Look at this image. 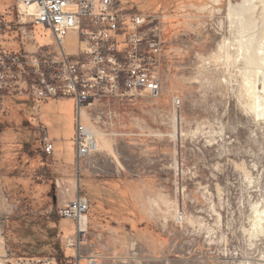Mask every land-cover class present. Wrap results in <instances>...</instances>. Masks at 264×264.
<instances>
[{
  "label": "rangeland",
  "instance_id": "1",
  "mask_svg": "<svg viewBox=\"0 0 264 264\" xmlns=\"http://www.w3.org/2000/svg\"><path fill=\"white\" fill-rule=\"evenodd\" d=\"M241 2L114 1L124 14H141L159 28L161 92L156 99L100 100L88 108L102 150L82 163L78 176L73 99L36 109L28 78L0 62L6 76L5 85L0 79L6 92L0 168L17 173L11 213L0 218V264H86L65 248L73 224L57 215L74 183L88 200L82 257L98 256L101 264H264V116L251 111V77L234 53L237 29L246 25L229 17ZM26 28L39 45L51 44L47 29ZM263 30L257 20L249 33L255 39ZM23 48L47 51L22 38L13 1L0 0V56ZM75 49L70 33L65 51ZM36 117L53 146L45 162ZM44 163L53 166L51 177H36ZM55 180L70 193L56 190Z\"/></svg>",
  "mask_w": 264,
  "mask_h": 264
},
{
  "label": "built area",
  "instance_id": "2",
  "mask_svg": "<svg viewBox=\"0 0 264 264\" xmlns=\"http://www.w3.org/2000/svg\"><path fill=\"white\" fill-rule=\"evenodd\" d=\"M22 38L30 35L36 51L23 48L21 56H0L4 68H16L28 78L27 89L35 108L48 100L72 98L75 108V168L96 155V134L89 126L88 108L100 100L147 96L159 98L161 40L160 30L148 17L124 14L113 5L116 0H12ZM26 23L49 31L51 44L36 43ZM83 24L88 25L82 27ZM77 35L75 54L64 48L67 36ZM42 68H45L43 70ZM6 76L0 75L2 84ZM179 100L173 106L179 108ZM40 144L46 156L53 152L44 128ZM56 190H61L55 180ZM68 187L62 194L70 193ZM88 200L75 187L73 197L57 210L60 219L72 222L73 231L65 237L67 250L86 264H101L98 256L82 257L81 248L87 235Z\"/></svg>",
  "mask_w": 264,
  "mask_h": 264
},
{
  "label": "bare ground",
  "instance_id": "3",
  "mask_svg": "<svg viewBox=\"0 0 264 264\" xmlns=\"http://www.w3.org/2000/svg\"><path fill=\"white\" fill-rule=\"evenodd\" d=\"M255 1L256 0H242L237 7L231 6L229 9V17H235L234 19L237 22L246 25L243 28L237 29L240 39L237 42L234 53L237 58H240L251 77L247 78L246 81V86L247 88L249 86L252 94V101H249L251 102L250 107L252 109L250 110L254 111L258 116H264V30L260 34V37L255 39L254 36L249 33L250 30L256 27L257 20L264 26V0H258L262 7L259 16L254 15V10L256 9ZM229 48L230 47L226 49L227 55L229 54ZM258 84L261 86L260 89L257 86ZM96 140L97 152H99L102 148H99L98 139L96 138Z\"/></svg>",
  "mask_w": 264,
  "mask_h": 264
},
{
  "label": "crops",
  "instance_id": "4",
  "mask_svg": "<svg viewBox=\"0 0 264 264\" xmlns=\"http://www.w3.org/2000/svg\"><path fill=\"white\" fill-rule=\"evenodd\" d=\"M116 7V5H115ZM117 8H121L120 6L117 5ZM123 10V9H122ZM75 34V33H74ZM75 38H76V42H77V35L75 34ZM31 37L30 35L28 36V41L31 43V47H32V41H31ZM37 43V42H36ZM38 44V43H37ZM64 48H65V42H64ZM37 50V48H36ZM77 52V50L75 49V51L73 53H68V54H75ZM6 92L5 91H1V95H0V104H1V99L6 96L5 95ZM54 101V100H52ZM21 102L22 101H17V100H14V104H18L17 106L18 107H21ZM40 106V105H39ZM40 108V107H39ZM20 109V108H19ZM36 120L38 121V123H40L42 126V128L45 129L46 131V136L48 138V135H47V129L46 127L41 123L40 119L36 117ZM6 124L5 123H2L0 122V130H1V127L5 126ZM7 129L9 128H13L12 126L10 127H7ZM49 141H51L49 138H48ZM40 155H41V158L43 159L42 162H45V159L48 161L49 157H45L43 158V151H42V147H41V150H40ZM56 168H58V170H61V171H67V170H64L62 168V166L60 165H56ZM43 167L46 168V172H41L40 169H42ZM53 169V166L52 165H49L47 163H44L41 168L38 169L37 171V174H36V177H38V175H40L42 178H44L45 176H47L48 178L51 177V169ZM69 172V171H68ZM48 173V174H47ZM17 176V173L15 172V170H12V171H9L8 173H2L1 172V168H0V218H5V220L8 218V216L10 215V210H9V207H10V204H9V200H10V194L13 190V185H12V180L11 178L13 177H16ZM74 188H75V183H74ZM4 261H0V263H3Z\"/></svg>",
  "mask_w": 264,
  "mask_h": 264
},
{
  "label": "trees",
  "instance_id": "5",
  "mask_svg": "<svg viewBox=\"0 0 264 264\" xmlns=\"http://www.w3.org/2000/svg\"><path fill=\"white\" fill-rule=\"evenodd\" d=\"M129 14H134L131 12H128ZM2 56L6 59H9L10 57H14V56H21V52L19 53H9V54H2ZM43 70H45V68H42ZM46 71V70H45ZM0 95H1V90H0ZM1 133V130H0ZM43 158H45V154L43 153ZM41 172H46V168L43 167L42 169H40ZM48 174V173H47Z\"/></svg>",
  "mask_w": 264,
  "mask_h": 264
}]
</instances>
